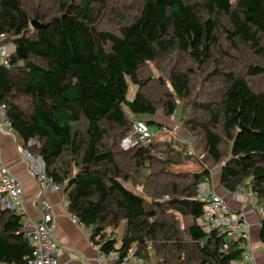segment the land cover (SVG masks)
Instances as JSON below:
<instances>
[{"label": "trees", "instance_id": "1", "mask_svg": "<svg viewBox=\"0 0 264 264\" xmlns=\"http://www.w3.org/2000/svg\"><path fill=\"white\" fill-rule=\"evenodd\" d=\"M38 3L0 0L2 44L15 46L0 64V106L92 242L120 257L134 248L143 264H246V242L205 223L200 186L212 185L211 170H171L193 160L190 143L121 144L137 137V121L161 127L152 118L176 96L184 140L221 166L225 191L249 187L264 213V89L253 86L264 80V0ZM151 65L167 77L154 80ZM33 253L23 215L0 203V262L27 264Z\"/></svg>", "mask_w": 264, "mask_h": 264}, {"label": "built area", "instance_id": "2", "mask_svg": "<svg viewBox=\"0 0 264 264\" xmlns=\"http://www.w3.org/2000/svg\"><path fill=\"white\" fill-rule=\"evenodd\" d=\"M3 40L4 37L0 36V59L3 60L4 64H7L11 51L7 44H2ZM5 109L6 107L4 105L0 106V116L2 120L0 132L11 135L14 134V131L9 121L5 119ZM171 120L177 123L175 116H172ZM176 123L169 126L163 125L159 127L158 131L154 132L146 122L137 121L134 125V131L137 137L129 136L124 138L121 146L125 150H129L138 144L146 146L162 135L176 139L181 129L180 124ZM188 153L190 156H196L195 150L191 145L188 147ZM30 173L35 178L40 190V195L36 199V202L44 217L41 222L28 219L23 223V232L25 236L31 240L34 247L33 255L27 257L26 262L27 264H61L59 261V246L54 236L56 223L53 215V207L46 195L48 193L58 192L62 187L47 175L44 166L38 162L31 164ZM202 196L208 203L204 214L208 229H218L222 233L227 234L229 238L242 239L247 242L250 226L244 213L232 211L225 199L219 195L205 194L202 192ZM166 198L168 199L169 197ZM0 203L4 209L17 212L22 214L23 217H27L22 182L4 163L1 148ZM258 210L260 213H263L262 207H258ZM74 222H78L75 216ZM92 245L99 251L100 264H143L136 256L134 248H131L125 256L120 257L118 253L106 254L102 252L100 246L95 245L93 242ZM252 259L253 257L250 253L244 254L243 260L245 263L248 264ZM0 264L16 263L0 262Z\"/></svg>", "mask_w": 264, "mask_h": 264}, {"label": "crops", "instance_id": "3", "mask_svg": "<svg viewBox=\"0 0 264 264\" xmlns=\"http://www.w3.org/2000/svg\"><path fill=\"white\" fill-rule=\"evenodd\" d=\"M9 50L13 52L15 46L13 44L9 45ZM1 124L0 116V127ZM193 141V138L185 140V142L196 148V143ZM0 148L4 163L23 185L27 215V217H23V223L28 219L41 222L44 216L36 202L40 190L35 178L30 173V167L35 161L43 165L42 159L32 157L25 148L23 140L15 133L6 135L0 132ZM206 185L209 187L208 190L206 189L208 194L221 196L232 211L244 213L250 226L248 230L249 238L246 242V253H250L253 257L248 264H264V244L260 240L261 220L264 213L259 212L255 200L252 198L250 188L244 187L242 191L228 193L221 185V170L218 174L213 173L212 185ZM46 197L53 207L56 223L54 236L59 246L60 263L100 264L99 251L92 245V230L79 222H74V216L68 210L65 189L61 188L58 192L48 193ZM119 238H121V233Z\"/></svg>", "mask_w": 264, "mask_h": 264}, {"label": "rangeland", "instance_id": "4", "mask_svg": "<svg viewBox=\"0 0 264 264\" xmlns=\"http://www.w3.org/2000/svg\"><path fill=\"white\" fill-rule=\"evenodd\" d=\"M26 2H28L29 6H31L32 2L34 0H25ZM38 1V0H37ZM49 1L50 0H40V5H46V3L49 5ZM123 10V9H122ZM125 12H129L127 9H124ZM132 13V12H129V14ZM8 47L9 45H12V44H7ZM167 59V58H166ZM166 59L163 60L162 63H160V66L166 70L168 69L167 67L169 66V61H166ZM178 59H181V57H178V54H175V56H173V60H178ZM5 61V60H4ZM181 61V60H180ZM171 62V61H170ZM4 63L2 59H0V64ZM182 63H184L182 61ZM227 63L233 66H231L232 69H234L235 71H239V73H243L245 68L244 66L242 65H239L238 62H230L229 60H227ZM157 66V65H156ZM155 65H151L150 68L148 69V72H150L151 76H153V79L154 80H157V78H159L160 76L161 77H167L163 72L160 71V69L158 68V66L156 67ZM212 66H210L211 68ZM159 70H158V69ZM167 71V70H166ZM152 79V80H153ZM168 86L169 88L171 87L170 83H168ZM253 86L255 89L257 90H262L264 89V80L261 79V78H258L257 80H255V82L253 83ZM169 92H171V89L172 87L169 89ZM137 91V87H135L133 84H131V90H130V94H129V97L130 98H133V96L135 95ZM186 103L185 101H182V100H179L176 98V96H173L171 98V101L170 103L166 104L165 106H162L158 109V113L155 117H148L147 119H154L157 123L161 124V126L163 125H166V126H169L171 124H175L174 121L171 120V117L172 116H175V118L177 119V123H179V117L182 115V112H183V108L185 107ZM135 119V118H134ZM176 123V124H177ZM181 126V124H180ZM151 130H153L154 132L158 131L159 127L158 126H150ZM182 131V133H181ZM186 135H187V131L183 128L180 129L179 131V136H177V138H173V137H170V136H166V135H162L160 136L159 138L163 139V140H171V139H174L175 140H180L182 139V143L185 144V138H186ZM184 137V138H183ZM180 138V139H179ZM192 138V137H191ZM158 139V138H157ZM196 143V148H194L193 145H191L193 147V149L195 150V153H196V156L193 157V160H188L186 162H184L183 164H181L180 166H175L173 167L171 170L176 172V173H189V172H193V171H198V170H201L202 167H207L208 169L211 170L212 172V175L213 173H219L220 170H221V166L217 163H215L203 150L202 146L199 144V142L197 140L194 139V141ZM189 147V146H188ZM188 150V148H187ZM37 158V157H36ZM37 161H35L36 163ZM205 184H208L209 186L211 185L210 183H205ZM205 184H202L200 186V191L201 192H204L205 194L208 193V191H206V189L208 190V186ZM128 187H130V185H127ZM131 188V187H130ZM253 196V195H252ZM257 206V205H256ZM258 207V206H257ZM120 233H122L121 230H119V235H118V238L120 237Z\"/></svg>", "mask_w": 264, "mask_h": 264}, {"label": "water", "instance_id": "5", "mask_svg": "<svg viewBox=\"0 0 264 264\" xmlns=\"http://www.w3.org/2000/svg\"><path fill=\"white\" fill-rule=\"evenodd\" d=\"M31 24L34 29H45L50 25V24H42L38 20H33Z\"/></svg>", "mask_w": 264, "mask_h": 264}]
</instances>
